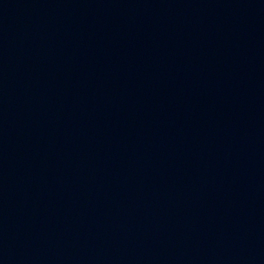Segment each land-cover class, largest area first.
I'll return each mask as SVG.
<instances>
[{
	"label": "water",
	"instance_id": "obj_1",
	"mask_svg": "<svg viewBox=\"0 0 264 264\" xmlns=\"http://www.w3.org/2000/svg\"><path fill=\"white\" fill-rule=\"evenodd\" d=\"M0 264H264V0H0Z\"/></svg>",
	"mask_w": 264,
	"mask_h": 264
}]
</instances>
